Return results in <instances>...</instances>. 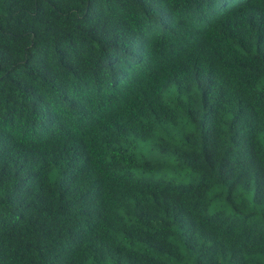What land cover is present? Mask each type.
I'll use <instances>...</instances> for the list:
<instances>
[{"label": "trees", "instance_id": "16d2710c", "mask_svg": "<svg viewBox=\"0 0 264 264\" xmlns=\"http://www.w3.org/2000/svg\"><path fill=\"white\" fill-rule=\"evenodd\" d=\"M0 264H264V0H0Z\"/></svg>", "mask_w": 264, "mask_h": 264}]
</instances>
